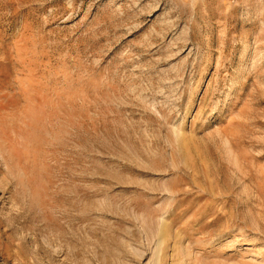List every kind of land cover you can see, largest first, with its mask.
Segmentation results:
<instances>
[{
  "label": "rangeland",
  "instance_id": "374dc122",
  "mask_svg": "<svg viewBox=\"0 0 264 264\" xmlns=\"http://www.w3.org/2000/svg\"><path fill=\"white\" fill-rule=\"evenodd\" d=\"M0 264H264V0H0Z\"/></svg>",
  "mask_w": 264,
  "mask_h": 264
}]
</instances>
